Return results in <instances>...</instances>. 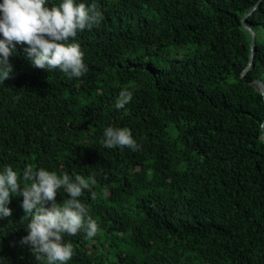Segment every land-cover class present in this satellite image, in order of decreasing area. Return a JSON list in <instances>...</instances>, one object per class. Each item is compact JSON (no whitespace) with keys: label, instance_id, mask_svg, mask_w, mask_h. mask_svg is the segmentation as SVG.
Instances as JSON below:
<instances>
[{"label":"trees","instance_id":"16d2710c","mask_svg":"<svg viewBox=\"0 0 264 264\" xmlns=\"http://www.w3.org/2000/svg\"><path fill=\"white\" fill-rule=\"evenodd\" d=\"M76 2L103 14L76 39L88 72L35 68L16 45L0 83V172L30 164L96 180L95 200L80 199L100 232L65 235L68 264H264V100L253 83L264 82V0ZM257 3L242 77L241 20ZM124 89L133 98L117 110ZM107 127L130 129L139 150L103 147ZM67 198L60 189L57 203ZM22 200L0 219V264H46L20 244Z\"/></svg>","mask_w":264,"mask_h":264},{"label":"clouds","instance_id":"9594fccd","mask_svg":"<svg viewBox=\"0 0 264 264\" xmlns=\"http://www.w3.org/2000/svg\"><path fill=\"white\" fill-rule=\"evenodd\" d=\"M48 0H3L0 3V83L10 78L13 71L9 58L16 45L24 49L33 67L48 72L58 70L68 78H81L88 72L81 45L76 42L79 33L99 27L103 14L97 3L90 5L76 0H62L58 6H47ZM133 98L127 89L121 90L115 101L117 110L125 109ZM103 147L139 150V145L128 128L107 127L101 140ZM96 184L93 177L58 175L44 168L26 165L22 174L5 166L0 172V219L11 216L8 205L14 196H22L21 207L30 217L28 234L20 240L35 253L37 261L46 264H68L73 258L71 243L64 236H76L83 231L86 239L94 238L100 228L81 201L85 190L91 192ZM63 189L69 198L57 203ZM95 200L96 193L91 192Z\"/></svg>","mask_w":264,"mask_h":264},{"label":"water","instance_id":"95a60500","mask_svg":"<svg viewBox=\"0 0 264 264\" xmlns=\"http://www.w3.org/2000/svg\"><path fill=\"white\" fill-rule=\"evenodd\" d=\"M260 2V1H259ZM258 3L256 5L253 6V8L242 17L241 20V25L242 28L250 35V53H249V61L248 64L246 66V68L244 69V71L242 72V77H244L246 75V73L249 71V69L252 67L253 65V59H254V51H255V44H256V36L255 33L253 32V30L251 29V27H249L246 24V19L247 17L254 11V9L257 7ZM253 83L257 86V89L259 90L260 94L263 97L264 100V82L259 80V79H255L253 81ZM262 126H264V121L262 123ZM262 140L264 142V132L262 134Z\"/></svg>","mask_w":264,"mask_h":264}]
</instances>
